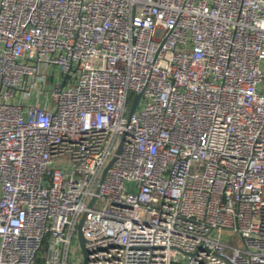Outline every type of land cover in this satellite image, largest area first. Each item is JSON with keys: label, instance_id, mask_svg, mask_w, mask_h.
<instances>
[{"label": "built area", "instance_id": "2783aa9c", "mask_svg": "<svg viewBox=\"0 0 264 264\" xmlns=\"http://www.w3.org/2000/svg\"><path fill=\"white\" fill-rule=\"evenodd\" d=\"M83 214L87 264H264V0H0V264Z\"/></svg>", "mask_w": 264, "mask_h": 264}, {"label": "water", "instance_id": "95a60500", "mask_svg": "<svg viewBox=\"0 0 264 264\" xmlns=\"http://www.w3.org/2000/svg\"><path fill=\"white\" fill-rule=\"evenodd\" d=\"M139 99V94H135V96L133 97L132 99V102H131V107H130V110H129V115L133 112L135 106H136V103ZM122 139H123V136L121 138V141L116 149V152L115 154H119L120 151H121V146H122ZM116 156H113L108 164L104 167L103 171H102V174H101V177H100V180H102L104 178V175H105V172L106 170L108 169V167L113 163V161L115 160ZM94 200V197L91 199L90 203H89V206H91L92 202ZM85 217V214H83L78 223H77V228H76V235H77V240H78V244H79V248H80V251H81V255H82V264H87V260H88V250L86 249L85 247V239L83 237V234H82V230H81V226H82V222H83V219Z\"/></svg>", "mask_w": 264, "mask_h": 264}, {"label": "rangeland", "instance_id": "374dc122", "mask_svg": "<svg viewBox=\"0 0 264 264\" xmlns=\"http://www.w3.org/2000/svg\"><path fill=\"white\" fill-rule=\"evenodd\" d=\"M76 252H77V250H76ZM78 256V255H77Z\"/></svg>", "mask_w": 264, "mask_h": 264}]
</instances>
